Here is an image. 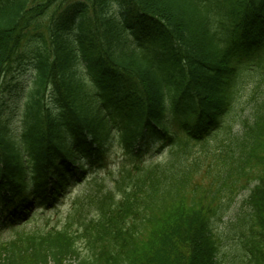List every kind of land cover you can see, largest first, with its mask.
Masks as SVG:
<instances>
[{
    "label": "trees",
    "instance_id": "trees-1",
    "mask_svg": "<svg viewBox=\"0 0 264 264\" xmlns=\"http://www.w3.org/2000/svg\"><path fill=\"white\" fill-rule=\"evenodd\" d=\"M112 1L0 0V264H264V0Z\"/></svg>",
    "mask_w": 264,
    "mask_h": 264
},
{
    "label": "rangeland",
    "instance_id": "rangeland-1",
    "mask_svg": "<svg viewBox=\"0 0 264 264\" xmlns=\"http://www.w3.org/2000/svg\"><path fill=\"white\" fill-rule=\"evenodd\" d=\"M76 1V0H74ZM111 11L118 17H121L122 9L116 0L111 2ZM33 78L32 70L29 63L23 62L21 65L16 64L14 72L8 77L7 83L4 85L1 94V107L3 111L4 118L9 123L13 132H18L21 126V110L25 102L27 93L30 89L31 82ZM163 159V154L159 152L158 147H152L149 153L145 157L147 164H152L159 162ZM123 156L119 148L113 146L106 154V160L103 166L97 167L91 171L89 177H101L108 178L110 174H116L123 163ZM82 186H77L73 190V193L68 195L61 205V210L59 214L64 216L68 209L70 208L71 198L76 196ZM249 195L248 191H245L241 196H239L235 202V205L228 213L229 216L224 219L226 226L237 223V217L241 214L246 206L244 204L245 199ZM55 215L56 212L51 213ZM225 226V227H226Z\"/></svg>",
    "mask_w": 264,
    "mask_h": 264
}]
</instances>
